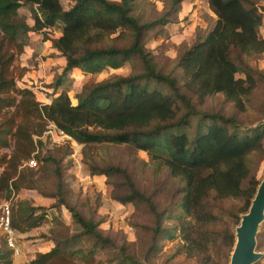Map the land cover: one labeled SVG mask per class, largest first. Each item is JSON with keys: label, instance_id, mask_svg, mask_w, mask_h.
Wrapping results in <instances>:
<instances>
[{"label": "trees", "instance_id": "16d2710c", "mask_svg": "<svg viewBox=\"0 0 264 264\" xmlns=\"http://www.w3.org/2000/svg\"><path fill=\"white\" fill-rule=\"evenodd\" d=\"M135 1L72 0L63 8L60 0H0V149L11 146L9 152L0 153V195L8 198L22 188L56 195L77 228L68 232L62 220L54 219L52 235L46 239L52 245L35 251L20 264H79L73 255L81 251L80 237L90 242L88 252L80 254L82 262L91 260L95 248L112 245L116 249L113 264H143L123 244L115 245L103 235L96 220L63 203L58 195L61 177L54 168V192L40 189L55 160L36 147L41 143L36 137L46 121L84 147L126 144L145 151L178 182L169 207L158 209L124 168L87 162L92 174L121 178L119 185L124 191H113L116 184L114 199L145 203L152 213L144 257L157 251L160 236L177 235L174 254L182 253L195 264H228L234 227L248 209L259 182L256 166L264 158V121L242 127L236 116L247 110L259 74L247 58L264 50V37L258 32L260 8L252 0H206L215 15L213 24L179 53L173 74L156 67L143 42L146 30L173 19L164 12L140 22L133 13ZM181 1L170 0L175 16ZM22 5L30 9L32 26L18 15ZM30 33H41L63 58L51 84L53 95L45 103L35 99L33 87L17 86L12 70ZM126 61L132 68L128 74L94 81L71 102L62 85L66 72H97L120 67ZM216 93L233 106V114L199 108L206 96ZM30 155L35 165L38 163L36 177L32 166L22 164ZM228 198L241 200L236 211L223 205ZM41 208L24 198L10 202V225L15 234H25L41 224ZM163 218L171 219V226L162 224ZM263 240L264 218L255 234L256 250L261 249ZM75 244L78 246L73 248ZM10 254L12 248L2 237L0 264H11ZM263 259L264 252L252 264H264Z\"/></svg>", "mask_w": 264, "mask_h": 264}, {"label": "rangeland", "instance_id": "374dc122", "mask_svg": "<svg viewBox=\"0 0 264 264\" xmlns=\"http://www.w3.org/2000/svg\"><path fill=\"white\" fill-rule=\"evenodd\" d=\"M252 1L259 6L261 11L262 22L258 27V32L264 37V0ZM60 2L64 8L68 7L72 0H60ZM172 7L170 0H136L133 13L138 16L140 22L152 19L164 12L173 19L163 25L156 24L151 29L146 30L143 42L153 55L156 67L175 74L173 64L179 53L189 46L197 36L204 35L213 24L215 15L209 9L206 0H182L176 16L171 12ZM18 15L24 18L28 26H32L30 9L27 5L18 8ZM43 48L38 53L30 51L26 55L19 56L18 54L12 63L16 85L29 84L34 89L35 99L41 103L50 100L53 95L51 84L61 70V65H58L60 62L58 56ZM247 62L252 67L257 68L259 74L255 77L256 86L250 93L247 110L236 115L238 123L242 127L264 121V50L257 57L247 58ZM130 71L132 68L130 63L126 61L120 67H104L97 72L78 70L73 73L66 72L62 85L71 102L74 103L84 86L113 74L125 75ZM199 108L202 111H216L224 115L234 113L233 106L229 102H225L220 93L206 96ZM54 127L56 126L52 122L46 121L44 130L36 137L41 141L36 146L41 154L49 153L55 158L54 165L51 164L50 166L47 179H44V183L39 184L41 190L54 192L55 169L61 177L62 188L58 195L63 203L72 206L83 216L96 220L97 227L103 235L109 236L115 245L123 244L126 250L134 254L143 264L196 263L192 258H187L182 253L174 254L178 242L177 235L172 237L160 236L157 251L149 257H144L143 252L149 235L148 227L153 224L152 213L147 210L145 203L140 202L135 205L132 202L121 203L114 199L112 188L116 184H118L117 188H113V191L118 193L124 191L123 187L119 185L121 178L92 174L87 162H95L99 165L113 164L124 168L135 186L141 192L150 195L158 209L169 207L168 204L178 186V182L168 174L164 165L155 163L149 154L131 145L103 143L84 147L72 138L61 137L59 134L54 137L59 141H54L53 136H51L54 133ZM188 131H190V127ZM10 148L11 146L1 148L0 153H7ZM29 158L35 159L32 155ZM22 164L29 166L27 160ZM37 165L36 162V165L32 166L35 170L34 177L40 172L36 170ZM255 175L259 181L264 175V158L258 161ZM18 198L27 199L34 205H41L42 208L38 211L44 214V219L41 224L31 228L30 233L15 234L18 253L10 254L11 264H20L25 258L32 257L35 251L46 250L52 245V242L46 239L52 235L50 228L54 225V219L62 220L67 225L68 232L77 231L70 212L64 205L56 201V195L44 196L36 189L26 188L20 189L8 198L0 195V201L7 199L10 200L9 202H13ZM240 204L241 200L238 198H228L223 201L225 207L234 211L238 209ZM162 224L171 226L172 221L163 218ZM57 227L60 231L63 230L61 226ZM1 238L0 234V242ZM79 245L81 251L73 255L79 264H113L115 246L95 248L91 260L82 262L80 254L88 252L90 242L80 237ZM76 246L78 244H75L73 248ZM256 251L261 252L262 255L264 240L261 249ZM259 258L252 263L259 261Z\"/></svg>", "mask_w": 264, "mask_h": 264}, {"label": "water", "instance_id": "95a60500", "mask_svg": "<svg viewBox=\"0 0 264 264\" xmlns=\"http://www.w3.org/2000/svg\"><path fill=\"white\" fill-rule=\"evenodd\" d=\"M264 175L258 182L246 212L240 215L234 227L235 240L230 251L228 264H251L261 252L254 249L255 234L264 213Z\"/></svg>", "mask_w": 264, "mask_h": 264}, {"label": "built area", "instance_id": "2783aa9c", "mask_svg": "<svg viewBox=\"0 0 264 264\" xmlns=\"http://www.w3.org/2000/svg\"><path fill=\"white\" fill-rule=\"evenodd\" d=\"M56 134H59L61 137L70 138L69 135L63 132L62 129L58 128L57 126L54 127V133L51 134L53 136L54 141H59V139L54 138ZM27 165L34 166L35 161L33 158H29L27 160ZM0 234L3 237V240L7 246L12 248V253L17 254L18 249L15 243V232L12 226L10 225V202L7 199L0 201Z\"/></svg>", "mask_w": 264, "mask_h": 264}, {"label": "crops", "instance_id": "0c3cea01", "mask_svg": "<svg viewBox=\"0 0 264 264\" xmlns=\"http://www.w3.org/2000/svg\"><path fill=\"white\" fill-rule=\"evenodd\" d=\"M64 8H67V7H64ZM54 35H57V32L54 31L53 32ZM43 46H46L43 48ZM47 49L49 51H51L52 53H54V55H57L58 58H59V61L58 62L59 66L63 65V58L59 55L58 51L55 50L54 48H52L48 41L47 40H44L42 37H41V33H30L29 37L27 38V44L24 45L23 47V51L19 54V56H21L22 54L26 55L28 54V52L30 51H33L32 53H38L41 49ZM22 85H27V86H30L29 84H22ZM30 233V231H28ZM27 258H25L24 260H26ZM22 260V261H24ZM21 261V262H22ZM20 262V263H21Z\"/></svg>", "mask_w": 264, "mask_h": 264}]
</instances>
